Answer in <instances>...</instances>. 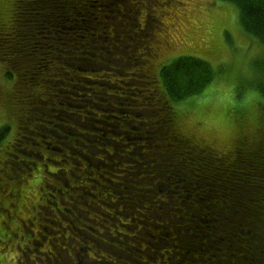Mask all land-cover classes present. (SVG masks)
<instances>
[{
	"label": "trees",
	"instance_id": "1",
	"mask_svg": "<svg viewBox=\"0 0 264 264\" xmlns=\"http://www.w3.org/2000/svg\"><path fill=\"white\" fill-rule=\"evenodd\" d=\"M224 1L264 45V0ZM145 4L12 0L0 22L21 130L10 171L41 166L62 181L37 231L59 233L48 238L46 263L264 264L263 133L220 151L176 129V102L200 92L214 69L181 54L152 72L158 26L136 19ZM72 175L92 182L80 187ZM63 191L71 206H59Z\"/></svg>",
	"mask_w": 264,
	"mask_h": 264
},
{
	"label": "rangeland",
	"instance_id": "2",
	"mask_svg": "<svg viewBox=\"0 0 264 264\" xmlns=\"http://www.w3.org/2000/svg\"><path fill=\"white\" fill-rule=\"evenodd\" d=\"M147 3L136 19L140 25L152 22L158 26L151 40L155 55L150 58L152 72L181 54L200 57L214 69L211 80L200 92L176 102V129L197 144L220 151L232 150L241 134L264 136V102L255 87L264 77L260 67L264 45L242 26L235 4L224 0H147ZM11 4L12 0H0L1 25L8 23ZM4 68L0 62V264H47L46 254L51 255L48 238L59 233L47 231V238L40 239L37 231L49 213L42 206H46L47 196L56 192L54 187H59L62 181L41 166L30 168V172V169L17 174L10 171L18 165L11 169L15 159L10 152L17 131L21 130L19 109L12 96L14 86L5 76ZM19 158L16 155V160ZM88 162L90 170L97 164L96 159ZM70 164L71 161L64 164V169L68 170ZM87 180L73 175L70 178L80 187L92 182ZM67 195L62 192L59 206H71V201L63 198ZM60 260L68 264L65 257Z\"/></svg>",
	"mask_w": 264,
	"mask_h": 264
}]
</instances>
